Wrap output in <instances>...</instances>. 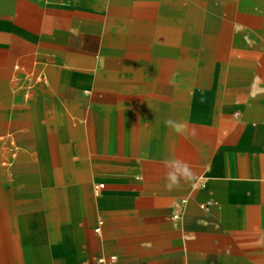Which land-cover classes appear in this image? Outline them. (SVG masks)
<instances>
[{
	"label": "crops",
	"instance_id": "1",
	"mask_svg": "<svg viewBox=\"0 0 264 264\" xmlns=\"http://www.w3.org/2000/svg\"><path fill=\"white\" fill-rule=\"evenodd\" d=\"M130 4L166 6L163 0H0V246L6 236L12 246L0 264H16L20 251L31 264L42 246L45 264H264V30L248 31L237 22L236 42L226 35L222 51L227 78L194 84L188 98L165 91L162 83L121 96L117 87L124 84H96L84 72L73 73L77 77L70 82L61 56L81 54L70 51V36L101 38L80 24L104 23L103 6ZM262 6L252 4L256 13ZM159 16L135 20L157 23ZM115 18L128 20L119 13ZM232 69L235 78L228 77ZM81 79L120 96L114 105L91 107L95 130L87 134L103 144V158L95 143L84 151V123L75 124L71 116L82 105L70 104L63 93L75 86L82 104ZM200 86L203 94H194ZM167 120L181 130L168 127ZM40 133L44 137L37 142ZM171 154L187 161L195 176L167 191L163 160ZM37 160L48 167L46 174L38 176ZM69 163L89 168L83 184L104 177L98 182L104 187L94 189L92 210L86 208L87 195L78 216L54 202L38 208L41 200H55V172ZM67 176L57 186L75 181ZM6 195L11 209L3 203ZM38 212L44 215L40 227Z\"/></svg>",
	"mask_w": 264,
	"mask_h": 264
},
{
	"label": "bare ground",
	"instance_id": "2",
	"mask_svg": "<svg viewBox=\"0 0 264 264\" xmlns=\"http://www.w3.org/2000/svg\"><path fill=\"white\" fill-rule=\"evenodd\" d=\"M163 1L166 4L164 8L142 7L138 4H130L127 7L103 6L107 11V20L104 23H81L80 26L93 29L101 35V49L96 57L64 52L61 56L63 58L62 65L66 67L68 77L71 73L84 72L90 74L96 84L109 82L124 84L117 87L121 96L143 94L146 90L143 85L162 83L166 85L165 91H177L181 97L188 98L193 93L194 84L200 85L227 78L222 51L225 46L226 35L232 38L230 42H236L232 31L237 22L244 23L248 27L246 29L248 31H252L253 26H260L258 31L264 30V0ZM254 2L263 5L261 12L256 13L253 10L252 4ZM226 8H228L227 21L224 15ZM117 13L127 17L128 20L119 19L116 21ZM141 15L160 16L157 23L135 20L137 16ZM153 28L157 29L158 32L154 36L148 34V31ZM56 41L59 43L60 39ZM54 43L56 44V42ZM141 55L145 57L144 67L134 66L135 68L131 69L133 73L127 69H122L126 63L130 65L139 63L138 57ZM84 59L88 60L87 66H91L90 68L83 67L81 61ZM236 60L233 58L230 64H236ZM58 68L61 69V66ZM235 69H232L234 71L230 72L229 78L237 77ZM54 71L56 70L54 69ZM126 75L131 78L125 79L124 76ZM56 76L54 72L53 77L56 78ZM73 133L75 130L70 131L71 135ZM80 136L84 151L89 153L87 140L82 139V135ZM43 137V133L37 134V142H42ZM69 157L67 160L70 159ZM83 157L87 158L88 154ZM82 163L77 166L76 164L71 166L69 163L67 166L58 168V171L55 172L58 179L54 184L56 185L54 188L56 198L52 201L49 198L39 201L38 208H49L50 204L54 202V205H58L59 209L67 207L71 214L76 216L80 214L81 202L88 190L83 181L89 174V168L80 166ZM35 165L34 169L38 172V176L48 172V167H45L41 160H37ZM62 175H68V180L77 182H71V185L64 188L57 186ZM80 175L83 176L82 179H80ZM5 198L7 199L3 202L4 205L11 209L7 195ZM7 211H9L8 208ZM7 216L11 219L12 215L8 214ZM54 217L56 216L54 215ZM43 220L44 215L38 212L36 217L38 227L43 224ZM9 238L6 236L4 248L0 246V259L2 261L4 260L1 257L10 255L12 249ZM16 250L19 251L20 248L17 246ZM34 251H36L37 257L31 261V264H45L44 247H36ZM33 253L35 254V252ZM21 254L20 251L19 260L17 259L16 264L26 263L27 260L24 261Z\"/></svg>",
	"mask_w": 264,
	"mask_h": 264
},
{
	"label": "rangeland",
	"instance_id": "3",
	"mask_svg": "<svg viewBox=\"0 0 264 264\" xmlns=\"http://www.w3.org/2000/svg\"><path fill=\"white\" fill-rule=\"evenodd\" d=\"M69 43H70V51L72 52H79L81 53L80 55H85V56H93V57H96L98 55V51H99V48L101 46V38L97 37V36H91V35H86L84 37H81V36H74V35H71L70 36V40H69ZM87 59V58H86ZM144 59L145 57L144 56H139L138 57V61L139 63L137 64H134V65H130V64H125L123 65V68L122 69H127L128 71L132 72L133 73V70H131L132 68H135L134 66L136 67H144ZM88 61V60H87ZM85 59L83 61H81V63L83 62V67L84 68H90L89 66H87L88 62H87ZM118 71H120V69H117ZM129 73V72H128ZM70 74V73H69ZM72 74V75H71ZM70 76L68 78H70V82L76 80V75L77 74H73L71 73ZM79 78V77H78ZM125 79H129L131 78L130 76L126 75L124 76ZM81 80H84L83 83H84V86L82 87V90L84 92H82V94L84 95V98H83V103H77L76 100H78V98H76L77 96V88L75 86H72L70 85L69 87L65 88V92L63 91V93L68 96V99L70 101V104L74 105V106H77V105H82L80 109V112L77 113V114H73L71 113V116H72V120L74 121L75 124L77 123H84L83 124V130L85 132V136L84 138L87 140V143L89 144V146H93V144L95 143L96 145V148H97V152L99 150L100 153H101V157L103 158V155L105 156V151L104 149L102 148L103 147V144L100 146L98 144V141L95 139L94 140V136L93 134H87L88 132H93V122H92V113H91V107L94 105V103H100V104H116V101L119 99V95L116 93V92H101V91H97L95 90L96 88H93L92 84L90 83V80L89 79H81ZM139 80V79H138ZM206 89L204 87H196V91L194 92V94H203V90ZM211 88H209L210 90ZM60 91V88L58 89ZM184 103L182 102V105ZM86 125V126H85ZM97 137V135H95V138ZM99 137V136H98ZM94 140V141H93ZM75 153V152H74ZM76 154V153H75ZM74 154V157H77V155ZM91 158L90 156L88 157V159ZM104 177L101 176L100 179L96 180L92 183H89L87 184L88 185V189L90 190V193L86 194L87 195V198L85 199V205H86V208H89L90 210H92V197H93V194H94V189H96V186L98 185V182H103ZM61 185V182H58L57 185ZM54 192L55 190L52 189ZM92 195H89L91 194ZM55 197V196H54ZM86 197V196H85ZM87 219L86 218H83L81 220V229L87 227ZM96 226V224H95ZM98 227L101 226V224L97 225ZM83 234V233H82Z\"/></svg>",
	"mask_w": 264,
	"mask_h": 264
},
{
	"label": "clouds",
	"instance_id": "4",
	"mask_svg": "<svg viewBox=\"0 0 264 264\" xmlns=\"http://www.w3.org/2000/svg\"><path fill=\"white\" fill-rule=\"evenodd\" d=\"M165 124L176 130H181L180 126L171 120L165 121ZM195 135V130L192 132ZM164 167L166 169L165 175V189L167 191H173L182 186V183L191 182L194 179L195 173L191 165L174 154L169 155L163 160Z\"/></svg>",
	"mask_w": 264,
	"mask_h": 264
},
{
	"label": "built area",
	"instance_id": "5",
	"mask_svg": "<svg viewBox=\"0 0 264 264\" xmlns=\"http://www.w3.org/2000/svg\"><path fill=\"white\" fill-rule=\"evenodd\" d=\"M104 187V183H100L96 186V189L100 190ZM100 227L96 228V231H99Z\"/></svg>",
	"mask_w": 264,
	"mask_h": 264
}]
</instances>
